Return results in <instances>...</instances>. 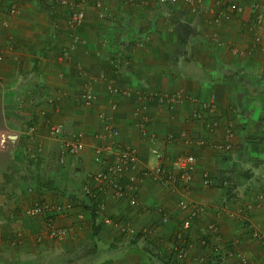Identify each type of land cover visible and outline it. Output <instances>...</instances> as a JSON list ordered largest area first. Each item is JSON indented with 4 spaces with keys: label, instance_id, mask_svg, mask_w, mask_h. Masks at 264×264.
I'll return each mask as SVG.
<instances>
[{
    "label": "crops",
    "instance_id": "obj_1",
    "mask_svg": "<svg viewBox=\"0 0 264 264\" xmlns=\"http://www.w3.org/2000/svg\"><path fill=\"white\" fill-rule=\"evenodd\" d=\"M232 2L240 9L229 10ZM254 3L263 14L256 25ZM79 8L83 20L71 23ZM156 94L182 99L171 110ZM213 94L212 134L192 115L209 116L203 103ZM142 120L173 160L198 156L191 191L146 174L137 203L108 190L95 214L82 187L98 167L96 146L135 145L143 168L157 164ZM228 122L237 131L230 152L181 134L220 138ZM52 124L80 135L84 150L65 152ZM38 202L65 206L56 220L66 238H52L45 215L28 212ZM194 205L204 208L183 229ZM104 215L134 232L106 225ZM263 237L264 0H0V264H264Z\"/></svg>",
    "mask_w": 264,
    "mask_h": 264
},
{
    "label": "built area",
    "instance_id": "obj_2",
    "mask_svg": "<svg viewBox=\"0 0 264 264\" xmlns=\"http://www.w3.org/2000/svg\"><path fill=\"white\" fill-rule=\"evenodd\" d=\"M178 2L180 0H161ZM191 5H200V0H183ZM253 9L255 11V25L261 23L263 20V14L261 5L254 3ZM240 9V6L232 2L229 6V10ZM16 9L12 8L14 12ZM225 13V12H222ZM85 11L83 8H79L70 13L69 20L71 23H79L83 20ZM99 16H103V13H99ZM252 29H255L254 25H251ZM263 37L257 32L255 33V42L261 44ZM238 52V50H237ZM83 97L86 101H90L93 97L90 90L83 93ZM153 99L160 103H168L169 108L173 110L176 103L181 101V96L178 94H156ZM195 101L196 99L193 98ZM203 107L208 112L209 116L199 112L198 110L193 112L192 118L195 120L203 121L205 128L212 134L215 132L219 125V120L216 118H209L217 111V104L215 102V95L208 102L203 103ZM209 119V120H208ZM141 136L145 140H149L152 144V153L157 157V164L152 168L142 167V152L139 147L135 145H125L117 140H110L109 142L98 145L95 147V156L98 163V167L88 170L86 172L87 181L82 187L85 204L92 208L95 214H100L105 211V199L106 191L113 192L116 198H128L131 203H137L138 184L142 182L146 174L153 175L162 185L166 187L182 186L187 192L191 191L193 181L195 179L196 167L198 156L192 152L181 153L176 159H172L168 154L162 152V150L156 145V136L149 130L147 122L142 120L138 123ZM36 129L35 125L30 127V132ZM107 133L111 136H118L120 134L119 128L114 126L110 121L106 122ZM50 132L58 138L61 142L65 152L70 154H77L84 150L85 142L80 135H70L61 124H52L50 126ZM182 137L186 142L198 146L199 148H210L216 152H230L235 148V140L237 131L232 122H228L223 128V133L220 138L212 137L205 138L201 136H193L188 130L182 131ZM170 140H175L174 134L168 136ZM204 182L209 184L211 182V175L209 172H203ZM184 207L189 204L185 201L182 202ZM70 208V205H66V210ZM204 207L201 205H194L191 215L185 218L183 222V229L190 227L192 223V217L194 212L202 210ZM65 206L60 204H49L38 202L28 209V212L32 215L44 214L46 217V226L49 235L55 239H64L68 234V228L62 227L56 220L57 212H64ZM167 220V217L164 218ZM104 223L106 225H114L121 227V229L128 231L132 234L134 229L130 223H122L118 220L117 216L104 215ZM264 241V237H263ZM181 256L185 254V249L179 250Z\"/></svg>",
    "mask_w": 264,
    "mask_h": 264
}]
</instances>
